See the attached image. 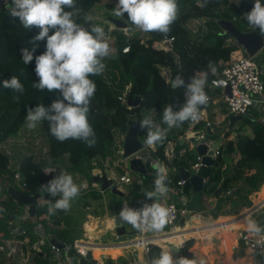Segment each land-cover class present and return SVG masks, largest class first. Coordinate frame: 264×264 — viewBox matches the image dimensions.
<instances>
[{
    "label": "trees",
    "instance_id": "obj_1",
    "mask_svg": "<svg viewBox=\"0 0 264 264\" xmlns=\"http://www.w3.org/2000/svg\"><path fill=\"white\" fill-rule=\"evenodd\" d=\"M4 1L5 3L0 6V82L16 76L23 84L24 91L19 93L6 89L0 83V148L8 140L27 130L25 119L27 106L35 107L38 104L49 106L58 95L56 92L39 91L33 87V83L37 82L35 63L33 61L25 65L21 58V49L32 47L30 42L39 30L34 27L26 29L18 18L10 15L6 5L11 4V0ZM75 2L73 18L83 27L90 25L86 19L94 4L104 3L114 12L117 4V0ZM261 2L264 3V0ZM202 3L204 0H177V19L170 26L166 36L158 32H144L148 36L144 39L141 35L129 37L122 31H115L112 34L115 39L111 46L113 53L110 52V55L103 59L102 62L105 64L103 73L89 77L96 85L88 113V121L95 131L96 143L93 147H89L81 140L68 139L58 142L51 138L49 140L48 137L46 144L49 147L45 152L25 155L16 165H12L10 156L0 150V244L8 246L19 242L22 251L29 253L28 264H54L51 256L42 249L45 245H41L39 251L34 249V245L39 241L34 228L40 223L52 239L73 246L81 239L82 221L80 218L71 219L73 217L61 214L59 210L49 213V208L60 197L44 193L40 189L41 185L53 179L56 171L64 169L72 176L80 175L89 186H92V170H104L100 162L95 167L92 164L96 161H105L113 155L114 150L117 153L118 149L113 147L114 142L125 136L128 121L142 110H156L160 127L167 128V125L161 123L163 108L172 104L173 110L177 111L186 100L185 88L172 87L171 82L177 75H182L187 82L194 74L199 77L207 73V85L222 80V71L232 62V54L237 51V46L230 36L222 34L217 20L231 22L239 32H256L264 37V33L250 26L243 17V13L252 8L254 0H206V5L201 7ZM122 17L128 20L127 14ZM130 25L133 26L131 22ZM173 30H176L178 36L174 38V42L169 43L168 39L171 38ZM45 44L46 41L39 42L35 55L43 54ZM125 49L128 50L124 51ZM162 56L161 61H154L155 57ZM166 75L169 76L167 85ZM125 91L127 102L122 104L119 98ZM129 97L140 98L141 105L130 109ZM203 109L204 106H201L200 110ZM240 123L236 141L228 142L222 156L218 158L219 164L229 159L230 164L232 162L231 166L229 165L223 172L219 169L217 172L210 169L206 173L210 186L205 191L217 199L215 211L212 212L214 218L219 213L236 214L245 206L243 200L247 199L250 193L258 191L260 185L264 183V127L258 123L257 114L244 118ZM191 124L192 121H187L168 130L166 139L157 149V155L161 159H164L167 142L178 141ZM40 125L41 133L45 135L44 122H40ZM138 133L140 136L143 135L141 129ZM230 133H227V136ZM107 145L112 149H107ZM182 149L178 143L177 150ZM234 154L236 156L231 160L230 157ZM63 155L68 156L67 161ZM223 156L226 159H223ZM195 161L194 151H187L181 159L184 166ZM47 168H56V171L45 174L43 170ZM253 169H256L257 173L247 175L243 180L244 184L236 186L237 194L241 196H227L228 189L238 183L237 172ZM17 172L25 178L26 188L23 191L19 189L14 179ZM11 191L37 196L35 212L30 220L26 219L27 205L15 200ZM189 191L186 189V193ZM99 199H101L99 192L97 194L92 191L81 192L76 198L77 206L79 210L86 212L92 205L91 200ZM17 228H22V232L15 233ZM25 243L30 248H27ZM106 264H110V261H106Z\"/></svg>",
    "mask_w": 264,
    "mask_h": 264
},
{
    "label": "clouds",
    "instance_id": "obj_2",
    "mask_svg": "<svg viewBox=\"0 0 264 264\" xmlns=\"http://www.w3.org/2000/svg\"><path fill=\"white\" fill-rule=\"evenodd\" d=\"M205 5L206 0L200 4L201 7ZM6 7L10 15L18 18L26 29L34 27L39 30L30 42L32 47L21 49L23 63H35L37 82L33 83V87L39 91L58 93L49 106L38 104L26 107L27 127L35 129L38 123L47 121L50 134L58 141L81 140L93 147L96 143L95 131L88 121V113L96 85L89 77L103 73L105 64L102 61L111 52L103 27L96 24L83 27L77 23L72 11L76 9L75 0H11ZM177 12V0H117L115 8L116 16L127 14L128 20L139 30L165 36L177 19ZM243 17L250 26L264 33V3L261 0H254L252 8L243 13ZM41 41H46L45 51L35 55ZM209 67H212L211 63ZM0 83L6 89L19 93L24 91L23 84L16 76ZM171 84L174 88L186 89L185 103L177 111L173 110L172 104L163 108L161 123L167 128L162 129L151 117L140 121L141 129H147L145 143L149 146L163 143L168 130L187 121H197L201 106L208 103L205 92L207 73L199 77L194 74L187 82L182 75H177ZM213 84H217V81H213ZM153 167L156 170L154 190L145 192L141 207L122 206L118 216L134 229L159 232L168 217V209L156 202L167 191V169L163 164ZM43 171L50 174L56 168ZM40 189L53 197H60L49 208V213L69 210L71 202L80 194V187L74 183L72 175L63 172L41 185ZM243 223L249 234L264 236V223L260 220L246 217ZM260 255L264 256V251ZM151 264H188V261L186 258L174 260L170 253L160 252Z\"/></svg>",
    "mask_w": 264,
    "mask_h": 264
},
{
    "label": "crops",
    "instance_id": "obj_3",
    "mask_svg": "<svg viewBox=\"0 0 264 264\" xmlns=\"http://www.w3.org/2000/svg\"><path fill=\"white\" fill-rule=\"evenodd\" d=\"M263 49L258 52L260 53L258 61L262 64L264 70V54L262 53ZM242 53H243L242 51L241 52L235 51L232 54V60L235 59V57L241 55ZM202 75L203 74H201L200 76ZM262 76L264 77L263 74ZM219 82H221V80ZM219 82L218 84L215 85L206 84L205 92L207 96L212 97V99L206 105H204V109L200 110V112L202 113L203 118L206 119V121H208L211 124V128L210 129L205 128V130L207 131V133L210 132L215 135L213 136V139H215L214 147L216 146L218 148L220 147V145L221 146L224 145V151H225L228 142L236 141V132L239 129L237 123L240 121L235 122L231 128L232 116L228 115L226 104L224 102V96H225L224 88L223 86L220 85ZM153 115L158 118V113L156 110L148 111L145 114V116H151V117ZM216 119H220V121L217 122L218 125H216V127H220L221 130L220 133H217V131L214 130V126H215L214 124L216 123L215 122ZM193 127L194 124L192 121V124L189 126L186 133H189L190 130L194 129ZM203 128L204 127L203 126L200 127V125L195 126L196 130L200 129L202 131ZM227 133L230 134L227 136ZM221 137L222 138L224 137L226 139L223 140V145H222ZM181 141H174L175 146L171 148L172 149L171 152L172 154L174 152V156H175L174 162L172 164H169L164 159L165 163L163 165L165 167L167 166L170 167L166 176L167 178L166 182L168 181L170 182L171 177L176 178V180L173 178L174 181L181 180L177 165L175 164L178 163L179 161L181 162L183 156L187 153V151H190L191 148L190 145L185 142L184 146L182 147L183 149H186V153L183 154L182 152L183 149L178 151L177 144L179 143L180 146ZM178 152L180 153L179 158H177L176 156V153ZM136 154L134 157L138 158ZM194 154L195 157L197 158L198 155L196 153ZM137 155L141 156L140 159L144 163L146 171L144 174L137 173L139 176L136 180H133V178L131 177L130 175L131 172L129 171L130 169L129 166L127 165V162H124V164H122L123 169L116 167V162L121 159H117L116 162H112L113 166L111 168L109 175L112 176L113 173H116L117 175L120 176L130 175L132 179V184H125V183L113 184L117 189L119 188L118 190L121 192V195L112 193L111 189H109L110 192H108V190L105 192H101L100 189H97V191L90 190L96 194L97 192H99L101 195V199L91 200L92 205L86 210V212L79 210L77 204L74 201L71 202V207L69 210L67 211L59 210L61 214H65L66 216L69 217H75L74 215L75 213H80L77 215H80V218L83 219L81 220L82 236L81 239L76 242L83 244L84 247H86V249L84 248L83 250L84 254L90 250L98 252L99 259L96 263H98L100 259H102V257H107L108 258L107 261L109 260L110 264H151V261L155 257H157L160 252L170 253L173 256V259L175 260L176 259L175 256L170 252L171 251L170 247L173 246L176 242L193 241L192 246L189 247V253H191L193 259H195L196 261L195 264H264V259L259 258L254 254H252L251 251L247 249V247L239 241V237H238L241 231L247 230L245 224L243 223L246 217L258 219L262 223H264V192H263L264 183L260 185L258 191H254L250 193L248 197H246L247 199L243 200L245 206L236 214L231 215L228 213H219L216 218L212 216L213 214L212 212L215 211V207L217 205V199L212 195H208L205 189L202 192L201 204L198 211H195V214H192L193 216L191 217V219L187 220L188 218H186L185 220L183 219L180 220L177 223V228L174 233H171V231L167 232L168 229L166 228L168 226L166 224L164 225L163 229L160 230L159 232L151 231L149 235L150 237L157 238L159 236L158 241L155 242L157 246H154L151 253L146 254L141 248H137L133 246V242L137 238L138 230L122 222L119 219L118 213L120 212L122 206L135 205L142 202L145 198L144 196L145 192L152 191L153 181H154V177L152 176V170L149 168L147 163H145V158L148 156H144L143 153L141 154L139 153ZM150 156L154 158L155 156L158 155L150 154ZM235 156L236 155L234 154L232 157H230L231 160H233ZM224 158L226 159L225 156H223V159ZM216 163H218L219 165L218 167H215V165H213L214 167H208L207 171L211 169L217 172L219 169L220 172H223L229 165L231 166L232 164V162L230 164L229 159L222 164H219L217 159ZM191 165H192L191 163H188V165L184 167L186 170H188L190 169ZM255 170L256 169H253L251 171L239 170L237 172V177H238L237 185L231 186L226 192V195L236 196V197L241 196L240 194H237V187L244 184L243 181L244 178L247 177V175L251 176L252 174L249 173L251 172L253 173V171ZM243 172H246L247 174L243 176L244 174ZM149 177H151L152 179H149ZM224 179L225 177H223V180ZM206 182H207V178H206ZM84 183L89 185L86 180L84 181ZM257 184L259 183L257 182ZM120 185L127 186L130 188V190L128 188L129 191L126 190L124 191L122 190ZM220 186L221 183L219 184V187ZM228 192H232V193L228 194ZM137 195L140 197H136ZM189 195L187 193L188 196L187 207H189L193 193ZM100 202L102 206L101 204H99ZM94 203H96V206L98 205L100 206L96 208L94 207ZM118 228H123L124 230L121 235L118 234ZM116 238L118 242L116 243L112 242V239L114 241V239ZM164 241H167L171 245L163 246L161 243ZM166 248L169 250L167 251ZM136 251L138 252V254L136 253ZM49 252L51 253L50 250ZM51 255H52L51 259L53 260L54 256L52 253ZM76 257L77 255H73L74 259ZM102 264H106V262Z\"/></svg>",
    "mask_w": 264,
    "mask_h": 264
},
{
    "label": "built area",
    "instance_id": "obj_4",
    "mask_svg": "<svg viewBox=\"0 0 264 264\" xmlns=\"http://www.w3.org/2000/svg\"><path fill=\"white\" fill-rule=\"evenodd\" d=\"M168 41L169 43H172L174 42V38H169ZM235 44L237 46V51L238 52L242 51L243 53L238 57H235V59L232 60V62L228 65V67H226L222 71V80H221V82L226 83L230 88V95L225 94L224 96V102L226 104L228 115L245 117V116H252L253 114H257L258 123L260 124L261 127H264V81L262 79L263 66L256 59L255 56L250 57L245 52L242 46H240L237 42H235ZM127 50L128 49H125L124 51ZM127 91H125V93L119 98L122 104H126L127 102L126 101ZM211 99L212 97L208 96V102L211 101ZM245 101H249V103H245ZM128 107L131 109L130 106ZM146 113L147 110H142L138 114L139 126H140V121L143 118L148 117L145 116ZM151 118L155 123L159 124V120L156 116H152ZM193 124H194L193 127L194 129L190 130L189 133H186L183 136L179 137L178 141L184 140V142L188 143L191 147L190 151L194 149V147L190 142L191 137L197 139V146H204L207 149V151L213 149L215 145V139H213V136L215 135L212 133L208 134L207 131L205 130V128L210 129L211 124L208 121H206V119L203 118L201 112L199 113L198 120L193 122ZM197 125H200V127L203 126L204 127L203 130L202 131L200 129L196 130L195 126ZM141 131L143 132V135L140 136L138 133V137L140 136L142 138L141 140H143V143H142V148L137 152V154L143 153L144 156H150V154H154V155L157 154V149L160 144H157L155 146L147 145L145 143L147 139V129H141ZM188 134H190V136ZM223 140L226 139L224 137L222 138V145H223ZM124 141H125V136L121 138V141L118 145L119 149L117 152L122 157H123ZM174 146H175L174 141L167 142V147L173 148ZM182 152L183 154H185L186 149H183ZM223 152H224V145L223 146L220 145V147H218L214 151V156H213L214 159L217 160L220 156H222ZM137 154L136 156L140 159L141 156ZM164 159L165 161H167V163L172 164L175 160L174 152L172 154V157H169L168 152L165 150ZM164 159H161L159 156H155L154 158L151 157V159L147 162V165L152 170V176L154 177V180L156 179V174H155L156 170L154 169L153 165L164 164L165 163ZM124 162H127V165L129 166L128 159L123 158V160H119L116 162V167L123 169L122 164H124ZM202 166H203L202 157L197 156L196 161L192 163L188 171L195 173ZM218 166H219L218 163H216L215 167ZM129 171L133 173L131 170ZM130 175L120 176L117 175L116 173H113L112 176H109L108 178L113 180V184L115 183L132 184V179ZM14 179L17 182L19 189L23 191L26 188L25 178L22 176L21 173L17 172ZM204 182H206V179ZM165 186L167 189L166 193L162 196H159L156 202L160 203L163 207L168 209V217L166 219L165 224L171 228V233H174L177 228V223L182 219L185 220L186 218H188L191 211H189L187 207L188 196L186 193L184 180H178L175 182L170 180L169 184ZM153 190H154V181H153L152 191ZM231 193L232 192H228V194ZM142 202L135 205H125V206L139 208L141 207ZM25 210L27 212L26 219L30 220L32 217L29 213V206H27ZM34 229L39 237V241L34 245V249L39 251L41 245L48 246L49 250L54 256L53 257L54 264H79L80 260L76 258L74 259L73 255H77L81 259L85 258V254L83 253V250L84 248L86 249V247H84L83 244H80L78 242H75L73 246L64 244L65 247L63 249H60L58 246L52 243L54 239H52L50 234L46 232V230L43 228V226L40 223L37 224ZM18 230L19 228L16 229L15 233H18ZM150 233L151 231L148 230H143V231L138 230L137 238L133 242L135 247L141 248L146 254L152 252L154 245H156L154 244V242L158 241L159 239V236L157 238L150 237L149 236ZM238 237H239V241L243 243L247 247V249L251 251L252 254H254L259 258L264 259V256L260 255V252L264 251V236H256L254 234H249L247 230H244L239 233ZM14 247L21 248V245L19 242L12 243L8 246H4L0 244V255L5 254V252L15 253L13 251ZM10 256H12V254ZM0 264H3V262L0 261Z\"/></svg>",
    "mask_w": 264,
    "mask_h": 264
},
{
    "label": "water",
    "instance_id": "obj_5",
    "mask_svg": "<svg viewBox=\"0 0 264 264\" xmlns=\"http://www.w3.org/2000/svg\"><path fill=\"white\" fill-rule=\"evenodd\" d=\"M5 3L4 0L0 1V6ZM216 23L222 29V34H227L230 36L235 42H237L240 46H242L245 52L250 56H255L260 50L264 48V37L262 35L257 34L256 32L250 33H242L239 32L235 26L226 20H217ZM122 26V25H121ZM105 35L107 34V30H104ZM264 75V70L263 73ZM220 85L224 88V93L226 95H230V88L229 86L224 83L220 82ZM128 104L130 107L136 108L141 105V99H133L129 97ZM249 116L241 117V116H232L231 117V128L232 125L237 122L241 121L244 118H248ZM139 122L129 120L128 121V130L125 134V141L123 146V158L130 159L129 160V169L134 173L144 174L146 169L144 163L139 158H133V156L142 148V142L139 141L138 138V131H139ZM209 131V130H208ZM211 134L210 132H208ZM190 136V134H188ZM190 142L194 149V153L198 155V157H202L203 166L197 170L195 173H192L185 169L182 162L177 163V168L179 172V176L181 180L185 181V188L192 191L193 195L189 204V211L195 212L198 211L201 204L202 199V192L207 189L210 184L208 182H204L206 179L207 168L213 165H216V160L214 159V151L217 149L215 146L213 149L207 151L204 146H197V139L190 138ZM185 142L182 140L180 142V146H184ZM171 147H167V152L170 157H172ZM177 158L180 157V153H176ZM91 181L94 184L100 186V191L105 192L111 189V192L117 195H121V192L113 185V180L109 179L106 173H102L101 175L93 176ZM169 182H165V185H168ZM12 197L19 201L22 204L29 206L30 215L33 216L35 212L34 204L37 200V196H29L18 191H11ZM123 228H118V234H122ZM22 232V228H19L18 233ZM60 249H63L65 246L63 243L54 240L52 242ZM193 241H187L183 246L179 248L176 246H171V253L175 257L186 258L188 264H195V259L191 253H189V247H191ZM79 264H98L96 262H91L88 258L80 259Z\"/></svg>",
    "mask_w": 264,
    "mask_h": 264
},
{
    "label": "rangeland",
    "instance_id": "obj_6",
    "mask_svg": "<svg viewBox=\"0 0 264 264\" xmlns=\"http://www.w3.org/2000/svg\"><path fill=\"white\" fill-rule=\"evenodd\" d=\"M86 22L89 23V24L100 25V26L103 27L104 30L105 29L107 30V34L105 35V37H106L107 42L110 45V48H111V46H112V44H113V42L115 40L113 38V36H112V34L115 31H122L125 35H127L129 37H131L133 35H141L144 39L148 38V36L143 31L139 30L138 28H136L134 26H131L130 22L127 19L123 18L122 16H116L115 12L112 9H110L107 5H105L104 3H102V4L96 3V4L93 5V8L91 9V11L88 12ZM177 36H178V34H177L176 30H173L172 34L170 35V37L176 39ZM232 40H229V41H232ZM111 53H113L112 49H111ZM262 53L264 54V49H263ZM259 56H260V53H258L256 55V59L257 60H259ZM162 59H163V56L161 58L155 57L154 61L159 62ZM262 79H263V76H262ZM165 81H166V85H167V83H169V76L168 75H166ZM130 119L133 120V121L138 122L139 121L138 114L134 115ZM219 121H220V119H216V121H215L216 123L214 124L215 125L214 126V130L217 131V133L221 132L220 127H216V125H218L217 122H219ZM237 126L238 127L241 126V123L238 122ZM40 127H42V126L41 125L39 126V123H38L35 129L27 128L26 131L20 132L19 135L16 138L8 140L0 148L1 151L7 153L10 156V158L12 160V165H16L20 161L21 157H24L25 155H29L30 153L39 154V153L45 152L46 149H48V147H49L46 144V139L48 137H49V140H51V139L53 141L57 140L50 134V132L48 130L47 121H44V127H45V132H46L45 135H44V133H41ZM46 134H47V136H46ZM121 138L120 139L118 138V140L116 142H114V146H113L114 148L119 149L118 145H119V143L121 141ZM138 138H140L139 141L143 143V140H141L142 138L140 136ZM106 148L107 149L108 148L112 149V147H109V145H107ZM50 149L52 150L51 144H50ZM63 158L65 159V161H67L68 156L67 155H63ZM133 158H135V157H133ZM117 159L123 160V157L121 155H119L118 153H116V150H114L113 155L111 157L107 158L105 161H96V162H94L92 164V166L95 167L96 164H98V162H100L102 164L104 170H102V169H93L92 172H91V175L92 176H96V175H101L102 173H106L107 177L111 176L109 174H110L111 168L113 166L112 162H116ZM150 159H151V156L146 157L145 158V163H147ZM129 160L130 159H128V161ZM169 168L170 167H168V166L166 167L167 173L169 171ZM149 171H150V169H149ZM60 172L69 174L64 169H60L59 171H56V175H58ZM243 173H244L243 176L245 174H247L246 172H243ZM256 173H257V170H255V171H253V173L251 172L249 174H256ZM138 176L139 175L137 173H134V172L131 173V177L133 178V180H136L138 178ZM72 177H73L74 183L77 184L80 187V193L81 192H85L87 190L88 191H90V190H96L97 191V189H100V186L97 185V184L93 183V185L90 187L89 185L84 183L85 180L80 175H74ZM173 178L174 177H171V180H173ZM149 179H152V178L149 177ZM173 182H175V181L173 180ZM121 188L124 191L125 190L126 191L130 190L129 187L123 186V185L121 186ZM128 188H129V190H128ZM108 192H110V191L108 190ZM189 194H192V191H189L188 195ZM78 196H80V194ZM76 198L73 201L77 204ZM189 198H190V195H189ZM101 202H102V200H101ZM101 202L99 204H101ZM98 206H100V205H98ZM98 206H96V203H94V207L97 208ZM101 206H102V204H101ZM77 214H80V213H75L74 214L75 217H73L71 219L80 218V215H77ZM192 214H195V212H192L188 216L187 220L191 219V217L193 216ZM26 218H27V216H26ZM81 220H83V219H81ZM166 229H168L167 232L171 231V228L167 227ZM112 242H114V243L118 242L117 238L114 239V241L112 239ZM25 244H27V243H25ZM154 244H156V243L154 242ZM161 244L163 246L171 245L167 241H164ZM184 244H185V242H176L173 246H176V247L179 248L180 246H183ZM26 246H27V248H30V246L28 244ZM133 246H134V243H133ZM154 246H157V245H154ZM42 249L45 250V252H47L48 255L52 256L51 253L49 252L48 246L45 245ZM168 250L169 249H167V251ZM13 251L15 253H13V252L12 253L5 252V254H1V260L0 261L3 262V264H28L27 262H28L29 253L23 252L20 247H14ZM136 253L138 254L137 251H136ZM11 254H12V256H10ZM76 258L79 259V260L81 259L78 256ZM175 258L178 259L180 257H175ZM107 259H108L107 257H102V259H100L98 264L105 263L107 261Z\"/></svg>",
    "mask_w": 264,
    "mask_h": 264
},
{
    "label": "bare ground",
    "instance_id": "obj_7",
    "mask_svg": "<svg viewBox=\"0 0 264 264\" xmlns=\"http://www.w3.org/2000/svg\"><path fill=\"white\" fill-rule=\"evenodd\" d=\"M264 192V191H263ZM263 192H262V194H263ZM259 194V193H258ZM225 220V219H224ZM197 221V220H196ZM94 222H96V221H94ZM228 222V221H227ZM114 223V222H113ZM223 223V222H222ZM91 225V224H90ZM90 225H89V227H90ZM88 226V225H87ZM215 226V225H214ZM93 227V226H92ZM211 227V226H210ZM227 228V227H226ZM229 228V227H228ZM232 228V227H231ZM88 229H90V228H88ZM193 231V230H192ZM172 239V238H171ZM232 244V243H231ZM85 257L86 258H88L91 262H97L98 261V252H96V251H93V250H90V251H87L86 253H85Z\"/></svg>",
    "mask_w": 264,
    "mask_h": 264
}]
</instances>
